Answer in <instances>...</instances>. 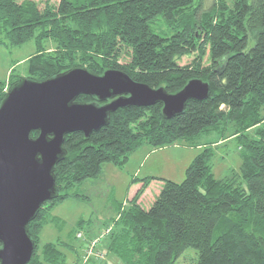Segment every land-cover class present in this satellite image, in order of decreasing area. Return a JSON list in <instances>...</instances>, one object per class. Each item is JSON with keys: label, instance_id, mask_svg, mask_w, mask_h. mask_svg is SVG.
Listing matches in <instances>:
<instances>
[{"label": "trees", "instance_id": "obj_1", "mask_svg": "<svg viewBox=\"0 0 264 264\" xmlns=\"http://www.w3.org/2000/svg\"><path fill=\"white\" fill-rule=\"evenodd\" d=\"M204 1L58 0L40 8L34 0H0V45H35L26 79L42 82L86 68L95 75L119 70L169 94L192 79L209 85L205 100L188 101L171 119L163 117L159 103L127 106L111 113L108 125L88 137L66 135L65 156L54 171L59 194L27 226L34 243L27 264H62L65 248L72 252L73 264H84L87 244L99 233L79 229L73 238L81 243L41 244V232L56 220L52 209L79 197L77 186L97 179L104 164L121 168L143 145L157 150L191 144L218 129L230 131L228 137L205 146L181 183L163 181L148 208L139 199L150 177L137 179L141 185L132 198L103 225L112 227L101 249L121 264H173L187 248L197 250V264H264V0H210L206 9ZM158 19L170 35L152 31L150 25ZM249 39L254 40L250 48ZM191 56L189 64L180 65ZM20 78L10 73L0 82V102ZM77 101L94 99L81 95ZM230 138L239 143L241 164L238 172L217 179L211 171L213 147ZM90 260L85 264L103 258Z\"/></svg>", "mask_w": 264, "mask_h": 264}, {"label": "water", "instance_id": "obj_2", "mask_svg": "<svg viewBox=\"0 0 264 264\" xmlns=\"http://www.w3.org/2000/svg\"><path fill=\"white\" fill-rule=\"evenodd\" d=\"M81 95L94 101L80 103ZM208 95L209 85L201 79L169 94L112 69L95 75L72 68L42 82L20 78L0 102V264L31 260L34 243L27 226L59 194L54 171L65 156L66 135L81 132L88 137L108 125L111 113L127 106L159 103L163 117L171 119L188 101Z\"/></svg>", "mask_w": 264, "mask_h": 264}, {"label": "rangeland", "instance_id": "obj_3", "mask_svg": "<svg viewBox=\"0 0 264 264\" xmlns=\"http://www.w3.org/2000/svg\"><path fill=\"white\" fill-rule=\"evenodd\" d=\"M42 8L49 2L56 5L58 0H34ZM232 3L233 0H222ZM205 9L211 5L210 0L203 3ZM154 33L161 36L170 35L172 32L167 29L162 19L150 25ZM254 45V40L249 39L248 48ZM35 45L33 41L20 46L0 45V82L7 81L10 73L18 77L27 76V60L34 54ZM193 56L183 58L180 65L191 62ZM207 58H204L206 65ZM230 131L218 129L210 134L201 135L199 141L194 143H179V145L152 149L143 145L131 153L125 164L119 168L111 164H104L101 175L97 179H89L77 186L76 192L79 197H72L57 204L51 211V216L56 220L44 226L41 232V244L46 242H59L76 244L80 240L73 238L76 230L83 233H93L96 236L105 228L104 224L109 223L116 217L121 204L132 198L141 185L143 179L150 177L147 192L142 199V206L148 208L153 199L158 195L163 181L170 180L181 183L185 178V171L192 160L200 154L204 147L216 142L224 134L228 137ZM198 140V139H197ZM213 158L211 160V171L215 178L222 179L230 175L232 171L238 172L241 159L239 143L235 138L225 140L223 143L213 147ZM79 222L81 226L79 225ZM80 227V228H79ZM111 224L106 229H111ZM106 238V237H105ZM97 248V255H101L103 242ZM63 249L65 260L62 264H73L71 251ZM90 260V259H89ZM92 261V260H90ZM198 252L194 248H187L173 264H197ZM61 264V263H60ZM97 264H121L114 256H103V261Z\"/></svg>", "mask_w": 264, "mask_h": 264}, {"label": "built area", "instance_id": "obj_4", "mask_svg": "<svg viewBox=\"0 0 264 264\" xmlns=\"http://www.w3.org/2000/svg\"><path fill=\"white\" fill-rule=\"evenodd\" d=\"M111 229H105L103 230L99 236H97L95 239H93L91 242H89L87 244V249L85 251V256L83 257V263L85 264L90 258L94 257V258H103L104 256V252L101 253V255H97L96 254V250L99 247V245L101 244V240H103L109 233H110ZM78 237H81L80 234H78ZM80 264V263H79Z\"/></svg>", "mask_w": 264, "mask_h": 264}, {"label": "crops", "instance_id": "obj_5", "mask_svg": "<svg viewBox=\"0 0 264 264\" xmlns=\"http://www.w3.org/2000/svg\"><path fill=\"white\" fill-rule=\"evenodd\" d=\"M139 187H140V186H139ZM146 192H147V189L145 190L144 195H145ZM144 195H142V197H143ZM139 203L142 204V199H139Z\"/></svg>", "mask_w": 264, "mask_h": 264}]
</instances>
